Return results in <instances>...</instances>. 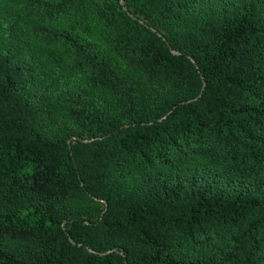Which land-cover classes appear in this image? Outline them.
<instances>
[{
    "label": "trees",
    "instance_id": "16d2710c",
    "mask_svg": "<svg viewBox=\"0 0 264 264\" xmlns=\"http://www.w3.org/2000/svg\"><path fill=\"white\" fill-rule=\"evenodd\" d=\"M0 264H264V0H0Z\"/></svg>",
    "mask_w": 264,
    "mask_h": 264
}]
</instances>
